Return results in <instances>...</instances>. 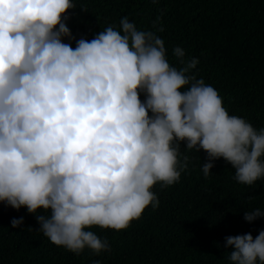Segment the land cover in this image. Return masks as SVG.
Returning <instances> with one entry per match:
<instances>
[{
    "label": "clouds",
    "instance_id": "1",
    "mask_svg": "<svg viewBox=\"0 0 264 264\" xmlns=\"http://www.w3.org/2000/svg\"><path fill=\"white\" fill-rule=\"evenodd\" d=\"M75 7L0 0V202L45 210L34 214L37 231L52 244L99 254L108 243L90 229L120 231L155 209L153 185L178 182L187 167L181 141L206 153L205 177L223 158L238 183L264 178V128L229 115L179 46L172 53L181 67L171 66L162 27L140 31L125 16L119 30L106 27L73 48L63 41L75 39L65 23ZM260 217V208L243 215ZM223 246H231L229 264H264V229L254 239L226 236Z\"/></svg>",
    "mask_w": 264,
    "mask_h": 264
},
{
    "label": "trees",
    "instance_id": "2",
    "mask_svg": "<svg viewBox=\"0 0 264 264\" xmlns=\"http://www.w3.org/2000/svg\"><path fill=\"white\" fill-rule=\"evenodd\" d=\"M65 21L73 37L91 40L106 27L119 30L127 17L137 30L156 31L164 41L168 63L179 69L172 50L179 46L185 58L198 63L191 73L218 93L229 115L264 128V0H73ZM155 27L154 21H157ZM187 87V86H186ZM143 101V94L139 97ZM187 167L178 182L153 185L159 203L146 206L126 229L93 226L110 251L94 254L85 248L78 255L52 244L35 215L0 202V264H229L231 246L226 236L264 229V217L246 222L245 211L264 210V178L252 185L238 183L234 169L223 158L213 162L205 177L203 150L185 149L180 142L178 160ZM23 217L18 228L13 218Z\"/></svg>",
    "mask_w": 264,
    "mask_h": 264
}]
</instances>
